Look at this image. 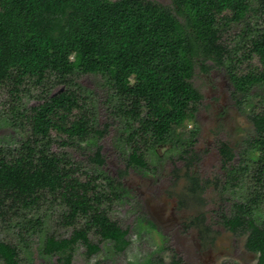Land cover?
Wrapping results in <instances>:
<instances>
[{"label": "trees", "instance_id": "1", "mask_svg": "<svg viewBox=\"0 0 264 264\" xmlns=\"http://www.w3.org/2000/svg\"><path fill=\"white\" fill-rule=\"evenodd\" d=\"M233 26L239 29L229 47L221 38ZM197 64L204 71L224 68L234 99L250 106L252 141L264 143V0H0V91L10 107L5 119L25 132L17 145L0 147V221L16 219L18 235L17 242L0 239V264H33L20 252L42 233L45 212L34 215L51 202L62 209V225H81L68 237L44 236L38 252L55 258L49 264H71L78 246L87 257L97 253L90 233L110 241L115 252L126 249L127 230L106 205L125 200L122 176L130 168L147 169V153L158 156V146L179 151L191 164L197 132L183 137L178 129L195 119L202 101L192 84ZM83 74L102 80L104 98L78 81ZM30 97L38 103L27 105ZM100 102L109 119L104 123ZM111 125L124 161L117 176L100 168L99 141ZM54 143H84L92 171L67 151H55ZM218 151L225 170L220 187L233 195L219 221L246 235V250L264 264V153L242 150L234 162L227 142L219 141ZM188 176V191L199 194L200 179Z\"/></svg>", "mask_w": 264, "mask_h": 264}, {"label": "rangeland", "instance_id": "2", "mask_svg": "<svg viewBox=\"0 0 264 264\" xmlns=\"http://www.w3.org/2000/svg\"><path fill=\"white\" fill-rule=\"evenodd\" d=\"M155 1L164 5L171 3V0ZM238 29V26H233L223 34L222 42L231 47V39ZM250 63L256 64L257 59L252 58ZM78 81L93 89L99 100L104 98L102 80L98 76L83 74ZM192 84L201 92L202 101L195 119L186 121L178 129L183 137H188L192 131L197 132L191 164L187 165L178 157L179 151L168 152L167 146H158V156L153 152L147 153V169L130 168L121 178L126 188L125 200L106 205L108 215L127 230L129 244L126 249L115 252L110 241L90 233V240L98 243L100 250L87 257L85 248L78 246L71 264H256V254L247 251L244 246L246 235L233 234L219 221L218 212L228 208L233 195L220 187L219 180H224L225 170L221 167L218 144L219 141L227 142L234 150V162H237L242 150H248L252 156L264 153V143L255 144L252 141L254 129L249 118L250 106L239 104L234 99L233 87L224 68L212 66L204 71L197 64ZM59 89L61 86L56 87L54 92ZM258 93L261 96L262 91L258 90ZM5 98L4 90L0 91V147H12L17 145L25 132L6 122L5 116L10 107L3 105ZM25 103L34 105L38 100L30 97L25 99ZM258 107L259 104H256L255 108ZM99 119L101 123L109 121L101 102ZM117 133L116 126L111 125L99 141L104 158L100 168L112 176H117L124 169V161L115 142ZM81 146L61 147L54 143L52 148L67 151L90 172L93 166L87 161V156L91 150L84 143ZM189 174H196L200 179L203 189L197 195L188 191L191 183ZM51 203L34 215L45 212L42 233L31 239L30 249L24 248L20 252L33 264H49L55 259L42 257L38 252L46 234L68 237L75 227L81 225V222L73 226L62 225V209L60 205ZM196 216H201L203 220L198 225L188 226V221ZM16 221L12 219L8 225L0 221V239L17 242ZM147 259L149 263H146Z\"/></svg>", "mask_w": 264, "mask_h": 264}]
</instances>
